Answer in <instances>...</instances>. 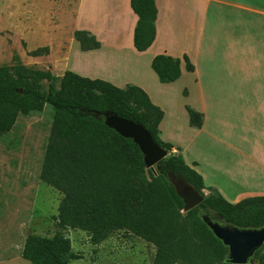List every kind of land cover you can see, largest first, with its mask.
Returning a JSON list of instances; mask_svg holds the SVG:
<instances>
[{"label":"trees","instance_id":"1","mask_svg":"<svg viewBox=\"0 0 264 264\" xmlns=\"http://www.w3.org/2000/svg\"><path fill=\"white\" fill-rule=\"evenodd\" d=\"M138 16L134 33L137 51L145 52L156 40L158 7L156 0H131ZM82 51L98 49L100 43L89 32L74 33ZM49 47L31 52L40 57ZM186 70L194 72L187 56ZM152 69L164 84L182 75V60L157 55ZM49 84L48 91L44 83ZM54 109L53 123L45 150L40 180L62 195L54 216L58 230L52 237L30 234L22 258L31 264H73L68 230L88 234L99 245L113 233L124 231L156 247L154 264H231L228 251L202 214L219 217L221 222L239 228L264 225V197L232 204L206 187L203 177L189 167L174 146L160 138L163 110L140 87L120 88L101 79H90L66 71L62 77L50 70L15 63L0 66V137L8 135L20 115ZM111 113L144 127L169 156L146 168L144 155L130 138L107 126L98 114ZM190 123L202 125V115L188 108ZM192 188L204 201L185 214L179 191ZM205 190H210L207 196ZM253 264H264V247Z\"/></svg>","mask_w":264,"mask_h":264},{"label":"crops","instance_id":"2","mask_svg":"<svg viewBox=\"0 0 264 264\" xmlns=\"http://www.w3.org/2000/svg\"><path fill=\"white\" fill-rule=\"evenodd\" d=\"M61 1L73 38L83 30L100 43L81 50L89 64L75 73L140 87L164 112L161 140L207 188L232 204L264 197V0H156V40L145 52L134 45L131 0ZM160 54L182 60L177 81L156 80L152 61ZM188 108L202 115L200 127L191 125Z\"/></svg>","mask_w":264,"mask_h":264},{"label":"rangeland","instance_id":"3","mask_svg":"<svg viewBox=\"0 0 264 264\" xmlns=\"http://www.w3.org/2000/svg\"><path fill=\"white\" fill-rule=\"evenodd\" d=\"M73 27L61 0H0V66L18 58L27 67L50 70L58 77L67 67L72 72L81 69L89 63L81 57ZM43 47H49L47 55H31ZM48 88L45 82L44 90ZM53 118V107L46 105L41 112L20 115L15 128L0 137V264H31L22 258L28 235L52 237L58 230L54 216L62 195L40 180ZM178 127H184L179 119ZM65 234L78 258L74 264H154L156 247L127 232H115L99 245L81 230Z\"/></svg>","mask_w":264,"mask_h":264},{"label":"water","instance_id":"4","mask_svg":"<svg viewBox=\"0 0 264 264\" xmlns=\"http://www.w3.org/2000/svg\"><path fill=\"white\" fill-rule=\"evenodd\" d=\"M96 116L99 119H104L107 126L123 137L132 139L144 155L146 168L157 175L156 166L160 161L167 158L168 152L154 141L144 127L111 113ZM178 193L185 203L184 212L197 208L205 199L192 188L182 189ZM202 219L215 237L227 248L228 261L231 264L254 263L256 252L264 247V225L260 228H239L215 221L206 214H202Z\"/></svg>","mask_w":264,"mask_h":264}]
</instances>
